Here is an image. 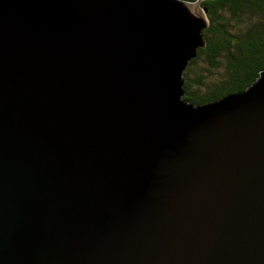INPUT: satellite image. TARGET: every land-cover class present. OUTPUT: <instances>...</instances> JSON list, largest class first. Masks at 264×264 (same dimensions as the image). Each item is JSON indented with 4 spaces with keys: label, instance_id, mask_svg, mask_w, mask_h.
<instances>
[{
    "label": "water",
    "instance_id": "95a60500",
    "mask_svg": "<svg viewBox=\"0 0 264 264\" xmlns=\"http://www.w3.org/2000/svg\"><path fill=\"white\" fill-rule=\"evenodd\" d=\"M201 0H0V264H264V68L184 98Z\"/></svg>",
    "mask_w": 264,
    "mask_h": 264
},
{
    "label": "trees",
    "instance_id": "16d2710c",
    "mask_svg": "<svg viewBox=\"0 0 264 264\" xmlns=\"http://www.w3.org/2000/svg\"><path fill=\"white\" fill-rule=\"evenodd\" d=\"M200 6L208 21L205 46L182 73L184 98L192 103L243 90L264 68V0H201Z\"/></svg>",
    "mask_w": 264,
    "mask_h": 264
}]
</instances>
